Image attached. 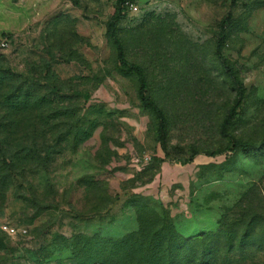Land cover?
Segmentation results:
<instances>
[{"label": "rangeland", "instance_id": "rangeland-1", "mask_svg": "<svg viewBox=\"0 0 264 264\" xmlns=\"http://www.w3.org/2000/svg\"><path fill=\"white\" fill-rule=\"evenodd\" d=\"M42 1L0 0V224L27 230H0V264H69L75 235L151 213L198 241L195 264H264V145L230 142L264 140V0H124L163 145L106 34L117 0Z\"/></svg>", "mask_w": 264, "mask_h": 264}, {"label": "trees", "instance_id": "trees-1", "mask_svg": "<svg viewBox=\"0 0 264 264\" xmlns=\"http://www.w3.org/2000/svg\"><path fill=\"white\" fill-rule=\"evenodd\" d=\"M124 0H117L116 13L109 19L106 26V34L111 39L115 50L116 58L121 66L133 72L138 83V98L140 102L148 107L158 121L157 136L159 141L164 143L163 129L165 127L164 116L160 108L144 96L146 79L143 68L129 62L125 57L122 42L115 33V22L122 18V4ZM234 0H232V3ZM230 16H226L219 23V35L216 43V54L220 56L221 41L225 35V25ZM5 74V73H4ZM5 74V78L11 76ZM14 76V75H13ZM18 77V76H17ZM2 79L0 78V81ZM20 93V91H17ZM13 92L14 98L18 94ZM19 102L14 111H19ZM232 111H234L232 109ZM233 150H249L264 145V140L254 143L245 140L231 139ZM150 224L140 218L139 229L118 238L99 237L93 235L85 237L75 235L72 238L71 257L69 264H78L81 257L85 258V264H195L194 251L200 250L196 239L184 238L179 235L171 223L161 215L151 213ZM198 245V246H197ZM94 256H100L99 260H93ZM201 259L199 255L198 260ZM197 264H200L199 262Z\"/></svg>", "mask_w": 264, "mask_h": 264}, {"label": "built area", "instance_id": "built-area-1", "mask_svg": "<svg viewBox=\"0 0 264 264\" xmlns=\"http://www.w3.org/2000/svg\"><path fill=\"white\" fill-rule=\"evenodd\" d=\"M7 45H8V38L4 37L0 41V48H5ZM0 230L9 236H15L18 234L23 235L27 233V230L25 228H17V227L10 225L7 222H2L0 224Z\"/></svg>", "mask_w": 264, "mask_h": 264}, {"label": "crops", "instance_id": "crops-1", "mask_svg": "<svg viewBox=\"0 0 264 264\" xmlns=\"http://www.w3.org/2000/svg\"><path fill=\"white\" fill-rule=\"evenodd\" d=\"M37 1H38V0H37ZM30 3H31V4H34V2H33V1H30ZM42 4H44V5H45V4H46V2L43 0V1H42ZM46 5H47V4H46Z\"/></svg>", "mask_w": 264, "mask_h": 264}]
</instances>
